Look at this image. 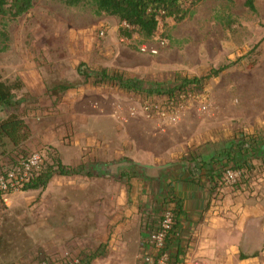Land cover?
I'll list each match as a JSON object with an SVG mask.
<instances>
[{"label":"rangeland","instance_id":"374dc122","mask_svg":"<svg viewBox=\"0 0 264 264\" xmlns=\"http://www.w3.org/2000/svg\"><path fill=\"white\" fill-rule=\"evenodd\" d=\"M246 1L202 0L192 8L183 21L175 23L172 19H167L160 22L152 39L142 41L134 35L132 42H123L121 41L123 37L118 33L120 28L118 21L115 26H97L91 30L86 29L89 26L60 25V19L73 11L78 14L75 18L80 17V21L84 23L91 12L94 15L89 4H81L72 9L61 0H33L32 8L27 14L7 23L5 32L8 40L4 42L0 38V81L22 82L23 88L15 92L19 105L13 110L28 118L26 122L34 130L36 141L41 139L40 131L45 133V128L42 127L48 122V128L51 127L53 131L48 135L56 134L58 139L69 140L70 137H79L81 140L84 137H97L99 140L111 137L110 140L115 142L117 150L144 151L150 155L153 151L156 155H162L157 160L151 157L147 159L146 164H142L145 167L175 164L178 161L185 162L187 159L188 167L194 168L210 162L211 150L220 152L222 146L229 141L244 145L240 142L248 137L251 140H259V147L256 148V144L254 145L259 159L256 165L257 174L254 177L260 174L259 177L262 179L264 0H251L254 11L250 10ZM184 2L188 4V0ZM1 23L0 17V31ZM116 41L130 49L126 58L111 52L108 54L106 51L100 54L95 50L97 43L105 49L107 45H114ZM142 44L157 48L158 54H142L138 49ZM256 44H259V53L256 56L255 67L249 68V63H234L215 79L206 81L204 97L200 100L192 99L174 121L157 115L147 118L141 108L140 94L126 92L112 82L99 84L94 81L96 78L94 74L105 68L109 75L118 73L125 79L134 80L140 90L164 89L175 78L203 77L211 69L233 63L245 56ZM84 54L89 55L87 63L82 67L90 76L87 83L76 71ZM115 55L117 58L119 56L127 59L134 69L126 71L118 64L111 66L110 64L115 61ZM125 65L127 66L126 63ZM24 82L28 86H33L32 91L25 88ZM63 83L91 89L85 94L89 100L80 104L61 105L64 102V93L57 94L53 88ZM37 88L40 90L39 94L36 93ZM93 89H100L101 94H93L92 92H95ZM46 98L50 99L51 105L36 109L35 106L42 101L44 103ZM97 98L102 103L96 106ZM5 114L6 111L0 110V118L5 117ZM64 117H67V121L63 122ZM70 120L71 122H68ZM77 120H87L89 123L78 126ZM141 122L142 126H139ZM128 124H132V131L128 130ZM212 138L221 139V142L215 143L217 145L214 147L211 145ZM44 147L46 152L35 151L44 155L46 168L51 164L48 155L53 161H58V157L54 148L48 144ZM59 148L57 149L60 150ZM201 148L203 154L195 157L191 155L192 152L196 154L195 150ZM23 149L27 153L34 152L26 149L24 145ZM180 151L183 152L182 158L173 154ZM2 163L5 165L7 162ZM228 166L229 164L222 165L221 169ZM109 167L111 171L114 170V164H110ZM69 168L73 171L79 167ZM224 172L217 178L218 181L213 186L215 189L240 182L239 175L233 183H226L223 180ZM261 182L264 183V177ZM47 187L48 183L42 190L19 192L8 195L6 199L0 198V264H65L62 258L65 250L89 263L87 259L90 256L104 251L102 245L106 237L98 233L81 239L80 248L65 245L62 238L53 230L57 223L54 221L52 211L48 210L49 198L45 193ZM216 192L214 191L212 196L218 200L219 192ZM170 198L168 195L166 201L155 204V207L161 205L157 206L158 215H154L156 212L152 216L146 214L145 206L139 207L142 236L139 237L137 250L126 257L128 264H144V258L147 256L157 258V252L149 243L150 230L144 226V222L156 224L163 212L172 209L164 207ZM247 241L246 249L250 251L253 249L250 248L252 243L256 240ZM166 251L169 256L168 264H187L188 260L184 256L177 259L169 250ZM113 259L112 256L111 260ZM202 259L204 260L196 261L195 264H205L206 259ZM259 261L264 263V256L259 258Z\"/></svg>","mask_w":264,"mask_h":264},{"label":"crops","instance_id":"0c3cea01","mask_svg":"<svg viewBox=\"0 0 264 264\" xmlns=\"http://www.w3.org/2000/svg\"><path fill=\"white\" fill-rule=\"evenodd\" d=\"M77 15L74 11L69 13L67 17L60 19V25L89 26L86 29L91 30L97 26H115L116 22H119L116 17L94 16L91 12L82 23L80 17L75 18ZM133 40L134 38H131L129 42ZM95 45V50L100 54L106 51L108 54L111 52L126 58L130 51L119 44V41L114 45H107L105 49L98 43ZM88 56H81V63H87ZM119 56L117 58L115 55L111 66L118 64L126 71L134 69L127 59ZM24 84L28 91H32V85L28 86L26 82ZM87 91L91 89L77 86L62 92L64 102L61 105L80 104L89 100L85 97ZM93 91V94H101L100 89ZM36 93H40L39 88ZM53 98L55 99V96ZM44 101L35 108L51 105L50 99L46 98ZM95 102L96 106L102 103L100 99ZM24 119L28 120L27 117ZM64 121H67V117L63 118ZM76 123L78 126H85L89 122L77 120ZM142 123L139 126H142ZM27 125L31 130V137L24 147L46 152L44 145L48 144L56 150L57 162L69 169L64 175H53L45 190L49 198L48 210L52 211L57 223H53L57 236L70 248H80L81 239L96 233L106 237L102 245L104 251L92 255L88 260L90 264H128L126 257L137 250L139 237L142 236L139 207L145 206L146 214L152 216L156 212L154 215H158L157 206L161 205L155 207V204L166 201L168 195L171 198L164 207L173 208L176 201L180 209L175 233L168 245L170 254L175 257L178 255L177 259L184 256L188 260L187 264L203 261L202 258L206 259L205 264H264L259 261V258L264 256V183L261 182L264 175L261 174L262 179L260 174L254 177L259 160L256 155L259 140L244 138L241 151L233 142H226L220 152L210 151V162L206 165L199 164L191 168L188 167L189 161L185 160L150 168L142 164H146L150 157L157 160L162 155H156L153 151L150 152L152 156L144 151L117 150L115 142L110 140L111 137L99 140L97 137H84L81 140L79 137L58 139L56 134L48 135L53 132L51 127L48 128V122L42 127L45 128V133L40 131L41 139L36 141L34 130L28 123ZM127 127L132 131V124ZM219 142L221 139L212 138L211 145L215 147V143ZM129 144L132 145L131 137ZM202 150L203 148L195 150L196 154L192 152L191 155L195 157L203 154ZM226 152H229L230 156L235 154L234 161L239 164L245 162V166L240 170L238 184L225 187L223 185L215 189L213 186L218 181L215 175L221 172L222 165L233 163L227 162ZM182 153L180 151L173 154L182 158ZM48 161L52 164L53 160L49 155ZM110 164H114L113 171L109 169ZM76 166L79 168L73 171L69 168ZM214 191L219 192L218 200L213 199ZM247 240H256L252 243L250 248L253 249L250 251L246 249Z\"/></svg>","mask_w":264,"mask_h":264},{"label":"trees","instance_id":"16d2710c","mask_svg":"<svg viewBox=\"0 0 264 264\" xmlns=\"http://www.w3.org/2000/svg\"><path fill=\"white\" fill-rule=\"evenodd\" d=\"M67 7H77L81 4H89L93 8L94 16H111L116 17L120 22L118 30L119 36L131 39L137 35L142 41L152 39L157 31L160 22L172 19L175 23L183 21L202 0H188L185 4L184 0H61ZM33 0H0V17L2 20L0 38L6 42L8 40L5 28L8 22L14 21L20 16L27 14L32 8ZM246 5L251 11H254L251 0L246 1ZM259 44H256L243 57L238 58L235 62L228 65L211 69L206 76L203 77H178L175 78L166 88L160 89H144L138 88L137 82L131 79H125L122 74H108L103 68L95 73V83L112 82L119 88L130 93H137L142 96L141 108L146 111L145 116L154 117L155 113L165 112L170 115L175 113L180 106L186 107L192 99H202L206 94L204 85L206 81L215 79L221 73L228 70L234 63H249L248 67L256 66V56L259 51ZM5 50V48L3 49ZM2 50V51H3ZM83 63H80L76 71L82 75L85 83L90 78L88 71L82 70ZM23 84L20 80L14 82L0 81V110L6 111L5 117L0 118V172L9 169L20 157L26 156L28 153L23 149V145L30 139L31 130L27 125L24 117L18 113L15 107L19 100L16 99L15 92L21 90ZM75 88L72 84L63 83L53 88L59 93ZM157 98V99H156ZM250 141V140H249ZM244 139L240 143H244ZM239 143V142H238ZM241 151V144H234ZM25 151V152H23ZM227 162H233L224 168L215 178H220L226 169L241 170L245 166V162L239 164L235 162L233 156L226 152ZM193 159V158H192ZM191 159V160H192ZM187 160V159H186ZM7 162L5 165L2 162ZM69 169L60 165L57 160L52 164L44 167L38 176L23 189L24 192L38 189H45L49 179L53 175H64ZM2 199V194L0 193ZM172 201H174L172 199ZM175 201V206L171 209L174 216L173 229L177 226V219L180 215V209ZM173 233V232H172ZM175 233V232H174ZM174 234L166 239L165 247L168 245ZM91 257V256H90ZM90 257L87 260H90ZM178 257V255H176ZM90 264V263H86Z\"/></svg>","mask_w":264,"mask_h":264},{"label":"built area","instance_id":"2783aa9c","mask_svg":"<svg viewBox=\"0 0 264 264\" xmlns=\"http://www.w3.org/2000/svg\"><path fill=\"white\" fill-rule=\"evenodd\" d=\"M102 35V33H101ZM121 41L129 42V39L122 38ZM163 45V43H161ZM142 54L157 55L158 49L150 47L147 44H142L138 47ZM185 107L180 106L173 114H166L164 111L155 113L162 118H169L174 121L177 115L182 112ZM143 114L146 111L144 108ZM150 118L149 116H146ZM46 159L39 151H31L26 156L20 157L9 169L0 172V193L2 198L6 199L8 195L23 193L26 185L30 184L45 167ZM240 175V170H225L223 180L226 183H233L235 178ZM174 216L172 211H165L156 224H148L145 222L144 226L150 230L148 239L150 245L157 252V258L145 257L144 264H168L169 256L166 251V239L174 234ZM173 232V233H172ZM65 264H86V262L78 255L72 256L69 252H64L62 256Z\"/></svg>","mask_w":264,"mask_h":264}]
</instances>
